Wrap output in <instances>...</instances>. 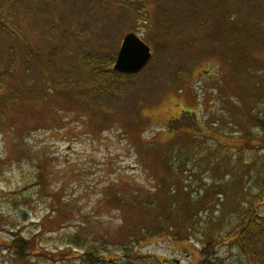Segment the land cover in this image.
I'll list each match as a JSON object with an SVG mask.
<instances>
[{"label": "rangeland", "instance_id": "374dc122", "mask_svg": "<svg viewBox=\"0 0 264 264\" xmlns=\"http://www.w3.org/2000/svg\"><path fill=\"white\" fill-rule=\"evenodd\" d=\"M10 6L21 10L14 20L22 34L6 20L0 21L1 84L13 82L19 74L26 83L33 79L35 87L44 86V70L40 72L36 63L42 62V55H53L49 60L57 65L50 66L60 73H67L60 68L67 61L65 55H100L107 64L104 68L111 69L128 33L142 38L152 58L140 73L119 79L120 90L116 101L111 100L112 114L105 116L104 124L82 107L70 108L55 96L27 100L20 111L18 102L3 99L0 89V264H84L73 257L77 251L82 254L97 246V236L104 238L102 245L121 252L123 246L118 243L130 235L137 241L128 245L129 255L111 253L113 258L131 264L199 262L201 245L192 238L186 242L170 235L151 237L150 228L144 237L147 231L142 226L152 222L153 214L137 209L136 201L146 203L151 193L158 188L161 192L163 179L174 178L164 172L162 161L184 162V178L195 191L204 179L199 157L203 147H215L217 142L232 148L243 144L242 136L259 132L251 123V109L256 107L255 112L264 118V86L259 97L254 98L252 91L245 101L240 95L247 89L236 78L259 71L257 66L264 69V55H238L233 49L236 41L223 39L221 44L219 36L206 35L200 23L185 18L183 13L188 12L192 17L201 15L203 25L212 15L213 21L219 20L220 11L208 12L201 3L190 12L174 6V0H46L39 4L13 0ZM159 8L163 16L169 14L171 27L162 30L158 25ZM233 11V25L256 24L254 18L248 21L246 13ZM31 16L36 18L33 22L28 20ZM217 45L224 55L213 54ZM115 80L101 82L115 85ZM10 104L16 106L10 108ZM54 127L57 130L51 132ZM194 135L203 136L201 149L195 141L189 150L180 147L184 143L177 141L179 137ZM44 162L52 171L43 174L50 173L52 179L39 183L38 165ZM116 183L123 185L115 190L112 184ZM111 194L122 196L118 206L112 204ZM20 238L23 244L31 240L49 258L19 255L12 242ZM60 254L72 258L64 261ZM214 256L228 264L237 255L223 246Z\"/></svg>", "mask_w": 264, "mask_h": 264}, {"label": "trees", "instance_id": "16d2710c", "mask_svg": "<svg viewBox=\"0 0 264 264\" xmlns=\"http://www.w3.org/2000/svg\"><path fill=\"white\" fill-rule=\"evenodd\" d=\"M43 1L45 2L46 0H37L38 4ZM262 2L264 0H220V3H215L213 0H174V6H182L187 11L191 9L196 11L201 3L208 12L220 11L219 20L213 21L211 19L212 15L205 25L200 21L201 15L196 14L195 17H192L188 12L183 14L185 18H190L193 22L200 23L199 25H201L203 30H206V35L212 33L213 36L214 34L219 36L222 39L220 41L221 44L223 39L225 42L236 41L235 48H233L236 54L252 55L254 53L255 55H264V24H262L264 23V8ZM12 3L13 0H0V21L6 20L17 31L19 29L18 24L14 20V15L21 12V10L13 11L14 9L10 6ZM23 6L26 7V3H23ZM163 7H165L164 4ZM233 10L246 13L248 21L251 22L254 18L252 23L256 24L251 26L233 25V21L236 20ZM164 14L166 15L163 16L162 10L159 8L157 22L162 30L166 26L171 27L169 14L167 12ZM34 19H36L35 16H31L28 20L33 22ZM27 21L24 22L22 20L28 26ZM218 21L224 22L230 29L225 28V25H219ZM228 36L231 38H227L226 41L225 38ZM209 44L211 45L212 43ZM220 46H214L215 49H212L214 55H224V51ZM50 51L52 52V50ZM51 56L53 55H42V62L34 61L38 65L40 64V72H42L41 69L44 70L42 72V77H46L44 86L37 88L33 85V79L26 83V79H23L22 75L17 74L15 77L13 76V82L0 83L3 99L18 102L17 108L21 111L27 100H35L36 102V100L39 101L41 98L55 96L70 108L82 107V109L89 112L93 119H98L100 124H104L107 115L112 114V102L116 101L117 91L120 90L119 79L122 78L121 80L123 81L125 78L134 75L117 74L111 70L112 68H104V65L107 64L98 58L100 55H76V57L75 55H65V59L69 62L65 61L60 68L66 69L67 73H60V70L50 66L51 64L57 65V63L49 60ZM30 58L33 60L32 55H30ZM75 59L77 60L76 62L74 61ZM229 59L231 63L232 58ZM260 61L262 62V60ZM243 63L245 62L243 61ZM239 66V68L242 67V65ZM257 67L255 69H259V71L243 76L240 80L239 76V78H236L240 87L247 89V92L243 94L246 98L240 95L242 100L247 101L249 93L252 91L255 92L254 98L259 97L258 93L264 86V69ZM73 68H76V70ZM78 68H82V70ZM107 78L110 81L112 78L114 80L116 78V84H103L101 79ZM1 103H4V101ZM4 105L1 107L2 109L6 108L5 103ZM15 106V104L8 105L10 108ZM255 111L256 107L251 109V123L255 124L259 132L256 135L242 136L244 141L242 145L229 148L221 143L213 142L216 143V148L213 147L214 145L212 146L213 148L203 147L204 151L199 157L202 160V167L205 168V170H202L204 179L203 182L198 184L195 191L189 187L188 178H184L187 171L181 170L183 164L185 165L184 162L175 161L172 158L170 161H162L164 172L169 175L171 172L174 178L172 181L171 179H163L164 187H162L161 192V188H158V191H155L156 194L151 193L150 199L146 203L142 199L136 201L137 209L141 208L142 212L153 214L152 222L145 223L142 226V231H147L142 233L144 237L148 236V228H150L152 234L149 236L151 237L157 234L159 236L170 235L176 241L184 240L188 242L191 238L196 240L201 245L200 252L202 257L199 262L191 264H227L214 256L223 246L229 252H234V256L237 255L235 257L236 260L228 264H264V118ZM68 128L70 127H65V129L69 130ZM50 130L52 132L57 130V128L54 127ZM245 134L250 135L249 132ZM196 137L195 135L194 138L188 136L179 137L177 141L184 143L179 146L186 150L192 147L191 142L193 141L198 143L197 148L201 149L203 136ZM184 139L188 140L186 144ZM178 150L182 149L179 148ZM155 156H158V154H155ZM46 164L49 163L44 162L41 166L38 165L39 171L36 181H39V183L44 182L46 178L52 179L50 173H46L47 175L43 174L44 170L47 172L52 171L51 167L48 168ZM119 185L122 186L123 183L112 184L115 190L119 188ZM111 196L113 197L111 199L112 204L118 206L122 196L120 194H111ZM209 196L213 199L210 200ZM12 200L15 199L12 198ZM154 210L157 214L154 213ZM97 237V246L89 247L82 254L77 251V255L73 258H79L84 264H107L108 262L112 264H131V262L124 263V259L113 258V255H116V252H120V250L112 251L109 246L102 245L103 237ZM29 241L31 243L23 244V239L21 238L14 240L12 242L13 250L19 255L41 256L43 254L46 259L49 258L43 250L38 252L37 245L32 244L31 240ZM133 241L136 242L137 239L130 235L129 238L119 242L118 244L123 246L119 254L128 256V245ZM69 244L73 243L69 241ZM75 244L79 247L82 246L80 241ZM32 246L36 250L32 249ZM111 253H113L112 256L110 255ZM68 257L72 258L61 254L58 258H62L65 261L69 259ZM120 261L123 262L121 263ZM29 263L31 264L32 262Z\"/></svg>", "mask_w": 264, "mask_h": 264}, {"label": "water", "instance_id": "95a60500", "mask_svg": "<svg viewBox=\"0 0 264 264\" xmlns=\"http://www.w3.org/2000/svg\"><path fill=\"white\" fill-rule=\"evenodd\" d=\"M152 57L150 47L135 33L126 34L120 44L113 70L119 74L140 73Z\"/></svg>", "mask_w": 264, "mask_h": 264}]
</instances>
